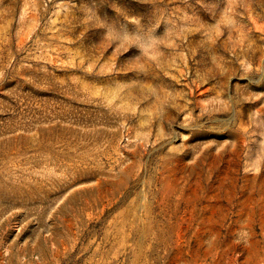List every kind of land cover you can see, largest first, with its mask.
Instances as JSON below:
<instances>
[{"label": "rangeland", "instance_id": "rangeland-1", "mask_svg": "<svg viewBox=\"0 0 264 264\" xmlns=\"http://www.w3.org/2000/svg\"><path fill=\"white\" fill-rule=\"evenodd\" d=\"M0 264H264V0H0Z\"/></svg>", "mask_w": 264, "mask_h": 264}]
</instances>
